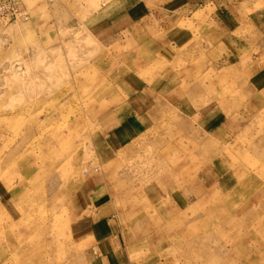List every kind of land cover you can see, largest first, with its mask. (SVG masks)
<instances>
[{
    "label": "rangeland",
    "instance_id": "rangeland-1",
    "mask_svg": "<svg viewBox=\"0 0 264 264\" xmlns=\"http://www.w3.org/2000/svg\"><path fill=\"white\" fill-rule=\"evenodd\" d=\"M17 2L0 264H264V0Z\"/></svg>",
    "mask_w": 264,
    "mask_h": 264
},
{
    "label": "built area",
    "instance_id": "built-area-1",
    "mask_svg": "<svg viewBox=\"0 0 264 264\" xmlns=\"http://www.w3.org/2000/svg\"><path fill=\"white\" fill-rule=\"evenodd\" d=\"M0 10L10 9L11 12H8L3 17L0 18L1 21H12L16 19L19 15L18 13V2L17 0H1L0 1ZM2 14V13H1Z\"/></svg>",
    "mask_w": 264,
    "mask_h": 264
},
{
    "label": "bare ground",
    "instance_id": "bare-ground-1",
    "mask_svg": "<svg viewBox=\"0 0 264 264\" xmlns=\"http://www.w3.org/2000/svg\"><path fill=\"white\" fill-rule=\"evenodd\" d=\"M214 74V73H213ZM225 75V74H224ZM192 89H193V87H192ZM220 89V88H219ZM205 92V91H204ZM224 101H225V99H224ZM224 103V102H223ZM220 105V104H219ZM225 105V104H224ZM195 120V119H194ZM186 124V123H185ZM191 124V123H190ZM188 130V129H187ZM191 135V134H190ZM181 136V135H180ZM184 136H185V134H184ZM185 137H187V136H185ZM203 137V136H202ZM182 138V137H181ZM191 139V138H190ZM179 140H180V138H179ZM206 140V139H205ZM204 140V141H205ZM177 141H178V139H177ZM203 141V142H204ZM182 142H185L184 140H182ZM202 143V142H201ZM200 143V144H201ZM218 143V142H217ZM185 145H187V144H185ZM205 145V144H204ZM218 145V144H217ZM182 146H184V145H182ZM194 147V146H193ZM193 147H191V148H193ZM206 147V146H205ZM226 147V146H225ZM196 148V147H195ZM244 148V147H243ZM172 150V149H171ZM243 150V149H242ZM249 150V149H248ZM200 152V151H199ZM240 152H242V151H240ZM245 152V151H244ZM248 152V151H247ZM182 153V152H181ZM182 154H184V153H182ZM204 154V153H203ZM239 154V153H238ZM247 154H249V152L247 153ZM185 155V154H184ZM240 155H241V153H240ZM179 156V155H178ZM186 157V156H185ZM202 157H203V155H202ZM179 158V157H178ZM208 158V157H207ZM242 158V157H241ZM240 158V159H241ZM249 158V157H248ZM257 158V157H256ZM250 159V158H249ZM187 160V159H186ZM189 160H191V159H189ZM167 161V160H166ZM179 161V160H178ZM192 161V160H191ZM214 161V160H213ZM184 164H185V162H184ZM186 167H187V165H186ZM204 167H206V166H204ZM240 167V166H239ZM259 170H260V168H259ZM264 170V169H263ZM185 171H187V170H185ZM259 173H260V171H259ZM247 176V175H246ZM222 177V176H221ZM200 178V177H199ZM215 179V178H214ZM178 180V179H177ZM256 180V179H255ZM203 182V181H202ZM239 182H241V181H239ZM249 182V181H248ZM222 183V182H221ZM199 186V185H198ZM206 187V186H205ZM199 188H200V186H199ZM203 191V190H202ZM202 193V192H201ZM258 193V192H257ZM261 193V192H260ZM219 195V194H218ZM201 196V195H200ZM221 198V197H220ZM260 198V197H259ZM220 201V200H219ZM213 203V202H212ZM221 203V202H220ZM215 203H213V205H214ZM222 204V203H221ZM218 206V205H217ZM236 206H238V205H236ZM210 207V206H209ZM235 207V206H234ZM239 207H241V206H239ZM242 207H243V205H242ZM233 210V209H232ZM230 212H231V210H230ZM247 214V213H246ZM213 215H214V213H213ZM223 216V215H222ZM225 216V215H224ZM230 216V215H229ZM234 216H235V214H234ZM248 216V215H247ZM246 216V217H247ZM253 217H254V215H252ZM251 216V217H252ZM204 217V216H203ZM250 217V218H251ZM201 218V217H200ZM260 218V217H259ZM264 218V217H263ZM253 219V218H252ZM204 220V219H203ZM213 220V219H212ZM263 220V219H262ZM214 221V220H213ZM249 221H250V219H249ZM252 221V220H251ZM242 222H243V220H242ZM252 223V222H251ZM264 223V222H263ZM244 224V223H243ZM252 225V224H251ZM263 225V224H262ZM245 228H246V225H245ZM247 229V228H246ZM197 230V229H196ZM196 230H194V231H196ZM241 231V230H240ZM235 232V231H234ZM248 232V231H247ZM227 233V232H226ZM255 233V232H254ZM254 235V234H253ZM248 236V235H247ZM209 237V236H208ZM226 237V236H225ZM259 237V236H258ZM207 238V237H206ZM244 238V237H243ZM263 238H264V235H263ZM221 239V238H220ZM241 240V239H240ZM262 240V239H261ZM232 241V240H231ZM248 242V241H247ZM252 242H254V241H252ZM262 242V241H261ZM260 243V242H259ZM238 244V243H237ZM252 244V243H251ZM248 245V244H247ZM255 245V244H254ZM232 247V246H231ZM238 248V247H237ZM244 249V248H243ZM242 257V256H241ZM244 262V261H243Z\"/></svg>",
    "mask_w": 264,
    "mask_h": 264
}]
</instances>
